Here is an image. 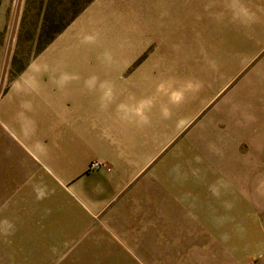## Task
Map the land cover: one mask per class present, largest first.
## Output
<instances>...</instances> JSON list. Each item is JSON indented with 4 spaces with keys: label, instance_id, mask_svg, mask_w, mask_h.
<instances>
[{
    "label": "rangeland",
    "instance_id": "obj_1",
    "mask_svg": "<svg viewBox=\"0 0 264 264\" xmlns=\"http://www.w3.org/2000/svg\"><path fill=\"white\" fill-rule=\"evenodd\" d=\"M83 1L0 0V94L19 76H68L76 65L111 64L121 46L137 49L125 60L132 68L153 60L198 64L199 114L130 191L96 214L48 180L39 163L37 178L27 175L28 157L0 125V264H264V116L257 113L264 100L243 94L261 90L257 78H245L253 64L216 91L222 7L229 6L227 24L241 25L250 13L238 8L249 1ZM179 15L183 33H190L189 18L204 29V18L213 17L216 29L183 36L178 52L172 28ZM208 62L211 85L200 67ZM11 150L23 157L17 181L20 163Z\"/></svg>",
    "mask_w": 264,
    "mask_h": 264
},
{
    "label": "crops",
    "instance_id": "obj_2",
    "mask_svg": "<svg viewBox=\"0 0 264 264\" xmlns=\"http://www.w3.org/2000/svg\"><path fill=\"white\" fill-rule=\"evenodd\" d=\"M248 1L251 7L243 3L238 8L239 12L248 9L250 13L243 21L245 24L226 23L230 22L229 6L222 7L218 18L221 22L216 27L221 30L223 51L221 61L216 63L222 78L216 91L221 92L253 64V70L250 69L245 78H257L253 83L259 84L261 90L243 93L244 99L262 101L264 0ZM193 4L195 7L197 1ZM196 20L189 18L190 33H183L179 15L178 24L172 28L174 39L180 38L178 52L183 51V36L197 37L199 29L203 32L208 28L212 34L216 29L211 23L213 17L204 18L209 21L204 29L199 28ZM240 20L243 19L238 18ZM167 35H171L170 32ZM145 42L147 40H142ZM120 48L117 46L112 53L115 57H110L111 64L73 65L75 72L68 76L42 79L19 76L0 94V125L14 139L12 142L17 143L22 156L28 157L25 156L29 164L22 165L29 171L27 175L37 178L39 163L48 174V180L64 186L92 214L130 191L131 185L166 147L192 127L199 114L198 64H157L158 61L153 60L154 64L144 61L132 68L125 60L130 61L134 53H138L137 49ZM119 61L122 64H117ZM212 62L200 66L210 85L214 77ZM183 76L187 80L185 88ZM4 80L0 76V84ZM260 112L258 115L264 116V111ZM194 142L196 145L197 141ZM11 153L20 163L19 174L14 178L17 181L22 178L23 157L19 158L16 151L11 150ZM93 160H101L104 165L90 170Z\"/></svg>",
    "mask_w": 264,
    "mask_h": 264
},
{
    "label": "built area",
    "instance_id": "obj_3",
    "mask_svg": "<svg viewBox=\"0 0 264 264\" xmlns=\"http://www.w3.org/2000/svg\"><path fill=\"white\" fill-rule=\"evenodd\" d=\"M103 161L101 160H93L90 164H89V169L90 170H95L98 168H101L103 166Z\"/></svg>",
    "mask_w": 264,
    "mask_h": 264
},
{
    "label": "trees",
    "instance_id": "obj_4",
    "mask_svg": "<svg viewBox=\"0 0 264 264\" xmlns=\"http://www.w3.org/2000/svg\"><path fill=\"white\" fill-rule=\"evenodd\" d=\"M89 1H91V0H84L83 1V4H85V3H88ZM73 16V15H72ZM71 16V17H72ZM46 25H47V23H46V20H45V22L43 23V29H44V27H46Z\"/></svg>",
    "mask_w": 264,
    "mask_h": 264
}]
</instances>
